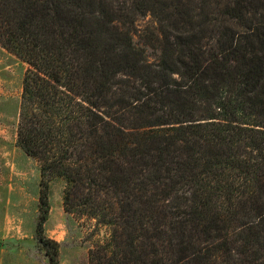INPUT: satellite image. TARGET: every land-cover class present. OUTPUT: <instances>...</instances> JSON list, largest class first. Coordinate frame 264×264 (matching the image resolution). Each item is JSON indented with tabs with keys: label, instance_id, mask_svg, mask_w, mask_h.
<instances>
[{
	"label": "trees",
	"instance_id": "16d2710c",
	"mask_svg": "<svg viewBox=\"0 0 264 264\" xmlns=\"http://www.w3.org/2000/svg\"><path fill=\"white\" fill-rule=\"evenodd\" d=\"M0 0V46L28 65L17 142L65 212L110 230L89 264H264V0ZM173 40L150 64L129 13ZM200 15V16H195ZM104 23V24H103Z\"/></svg>",
	"mask_w": 264,
	"mask_h": 264
},
{
	"label": "rangeland",
	"instance_id": "374dc122",
	"mask_svg": "<svg viewBox=\"0 0 264 264\" xmlns=\"http://www.w3.org/2000/svg\"><path fill=\"white\" fill-rule=\"evenodd\" d=\"M207 10L214 33L220 32L221 0H208ZM127 8L131 0H121ZM200 3V0H195ZM200 16V15H195ZM157 12L135 14L132 23L133 47L150 64L161 61L173 40L163 33ZM104 24V23H103ZM28 65L0 46V264H50L37 240L40 216V163L18 145L17 130ZM66 183L61 178L51 182L50 213L44 226L47 237L60 243L61 264H89V251L104 243L110 230L95 219L65 212L63 196Z\"/></svg>",
	"mask_w": 264,
	"mask_h": 264
}]
</instances>
